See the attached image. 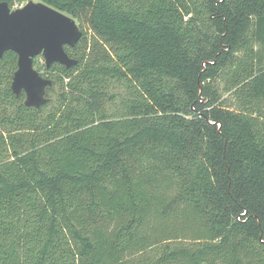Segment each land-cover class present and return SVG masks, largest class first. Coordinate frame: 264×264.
I'll return each mask as SVG.
<instances>
[{"label": "trees", "instance_id": "trees-1", "mask_svg": "<svg viewBox=\"0 0 264 264\" xmlns=\"http://www.w3.org/2000/svg\"><path fill=\"white\" fill-rule=\"evenodd\" d=\"M41 2L94 37L40 109L0 59V264H264V0Z\"/></svg>", "mask_w": 264, "mask_h": 264}, {"label": "water", "instance_id": "water-1", "mask_svg": "<svg viewBox=\"0 0 264 264\" xmlns=\"http://www.w3.org/2000/svg\"><path fill=\"white\" fill-rule=\"evenodd\" d=\"M82 38L72 17L44 3L29 2L13 10L7 2H0V59L7 52L17 55L11 89L17 97L25 95L27 107L40 109L49 103L48 90L53 87V81L35 68V58L42 56L46 69L56 63L71 69L79 61L65 48L76 47Z\"/></svg>", "mask_w": 264, "mask_h": 264}, {"label": "rangeland", "instance_id": "rangeland-1", "mask_svg": "<svg viewBox=\"0 0 264 264\" xmlns=\"http://www.w3.org/2000/svg\"><path fill=\"white\" fill-rule=\"evenodd\" d=\"M29 2H34V3H42L41 0H18L14 7H11L13 10L23 8L26 6ZM80 28V30L87 35V42L90 45L93 37H94V32L93 29L90 26L89 22V16L82 17L80 19H74ZM256 50H258V59L261 61V65L264 66V46L260 44L259 42L256 45ZM45 60L43 57H38L35 60V68L40 71L44 77H47L48 75L46 74L45 70ZM232 82L233 80L226 74L222 73L221 78L215 83L216 89L219 91L220 94V101L221 102H227L229 104V100L237 97V88L230 89V84L232 87ZM230 89V90H229ZM51 98L54 100L55 97L54 95L51 96ZM261 111V110H260ZM259 114V113H258ZM264 114V109L262 111V115ZM264 116V115H263Z\"/></svg>", "mask_w": 264, "mask_h": 264}, {"label": "flooded vegetation", "instance_id": "flooded-vegetation-1", "mask_svg": "<svg viewBox=\"0 0 264 264\" xmlns=\"http://www.w3.org/2000/svg\"><path fill=\"white\" fill-rule=\"evenodd\" d=\"M40 57V56H39ZM42 57V56H41ZM38 58V57H37ZM35 60H36V58H35ZM34 66H35V62H34Z\"/></svg>", "mask_w": 264, "mask_h": 264}]
</instances>
